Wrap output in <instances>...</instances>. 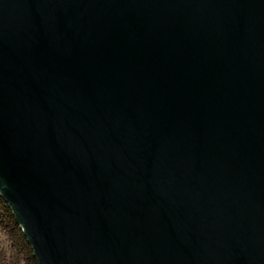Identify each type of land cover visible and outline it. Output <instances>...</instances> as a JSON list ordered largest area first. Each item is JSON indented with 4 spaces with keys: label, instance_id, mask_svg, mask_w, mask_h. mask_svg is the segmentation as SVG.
<instances>
[{
    "label": "water",
    "instance_id": "water-1",
    "mask_svg": "<svg viewBox=\"0 0 264 264\" xmlns=\"http://www.w3.org/2000/svg\"><path fill=\"white\" fill-rule=\"evenodd\" d=\"M0 194L39 264H264V0H0Z\"/></svg>",
    "mask_w": 264,
    "mask_h": 264
},
{
    "label": "trees",
    "instance_id": "trees-1",
    "mask_svg": "<svg viewBox=\"0 0 264 264\" xmlns=\"http://www.w3.org/2000/svg\"><path fill=\"white\" fill-rule=\"evenodd\" d=\"M0 229L6 237L0 236V264H39L29 241L10 204L0 194Z\"/></svg>",
    "mask_w": 264,
    "mask_h": 264
},
{
    "label": "rangeland",
    "instance_id": "rangeland-1",
    "mask_svg": "<svg viewBox=\"0 0 264 264\" xmlns=\"http://www.w3.org/2000/svg\"><path fill=\"white\" fill-rule=\"evenodd\" d=\"M0 228H1V227H0ZM5 233H6V232H4V230L2 231V229H0V236H1V237H6Z\"/></svg>",
    "mask_w": 264,
    "mask_h": 264
}]
</instances>
